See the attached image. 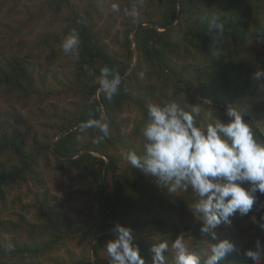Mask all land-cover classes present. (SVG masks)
<instances>
[{"label": "trees", "instance_id": "1", "mask_svg": "<svg viewBox=\"0 0 264 264\" xmlns=\"http://www.w3.org/2000/svg\"><path fill=\"white\" fill-rule=\"evenodd\" d=\"M61 2L70 11L69 30L76 29L81 39L80 56L73 58L70 83L78 96L75 106L73 110L54 106L53 116L57 120L53 131L48 135L33 131L32 141L23 138L10 122L3 120L0 125V205L10 201L15 184H26L31 192L40 195V214L45 216L40 227L51 237L34 240L20 248L0 235V264H32L24 262L22 257L18 261L11 259L17 249L41 256L72 230L82 242L81 255L67 251V257L56 260V264H109L104 247L114 238L116 224L132 229L141 256L151 264L150 247L164 238L169 242L176 238L179 227L170 211L174 207L180 212L191 210L197 198L190 189L178 195L169 193L154 178L131 167L123 154L130 150L142 152L141 130L147 120L149 103L174 101L188 110L182 92L191 99H201L206 110L213 109L224 122L228 120L226 108H237L254 134L264 141V127L259 124L263 119L257 112L264 101V78H253L255 71L264 70V53L260 49L264 48V0H136L145 2L147 7L135 19L126 17L120 53H112L102 40L101 30L96 28L92 17L93 12H98L93 3L82 11L74 0H43L42 3L46 8L55 7L56 12ZM5 4L7 0H0V27L22 30V25L21 28L12 26L17 21H4ZM213 22L223 25L216 44L213 37L217 29H210ZM23 40L21 35L18 41ZM104 66L116 69L122 77L120 90L111 101L99 90L100 69ZM45 78L40 64L19 55L8 57L0 65V87L5 89L37 92V81ZM131 108L137 109L134 118L126 113ZM102 116L110 121V134L100 143H93L102 134L94 128L80 132L78 126L89 118ZM207 122L201 114L198 123L203 126ZM5 155L8 160L1 161ZM52 160L57 162L55 168L68 166L78 170L77 178L85 187L82 192L87 195L88 210L77 226L67 213H58L55 195L44 187L37 167L48 165ZM29 181L38 189L33 190ZM256 196L257 202L248 215L237 214L231 218L230 225L219 226L221 239L234 244L236 238L243 240L236 247L238 251L229 253L219 264H250L244 251L255 250L257 242L264 244V230L258 223L264 222V194ZM191 214L193 225L200 228L202 222L192 210ZM249 218H255L253 225L259 231L249 233L244 229ZM6 223L15 226L7 219L0 220V227ZM207 238L213 244L221 240ZM202 240L194 241V248L203 251L210 246ZM9 245H12L11 251ZM166 255L170 258V251Z\"/></svg>", "mask_w": 264, "mask_h": 264}, {"label": "clouds", "instance_id": "2", "mask_svg": "<svg viewBox=\"0 0 264 264\" xmlns=\"http://www.w3.org/2000/svg\"><path fill=\"white\" fill-rule=\"evenodd\" d=\"M110 11L120 13L119 3L112 2ZM124 15L135 19L138 8L125 9ZM211 28L217 29L213 37L216 44L223 25L213 22ZM80 46L76 29L61 44L63 52L75 59H79ZM253 78H264V70L255 71ZM121 84L122 77L116 69L108 66L100 69L99 90L108 101L118 94ZM188 105L186 110L174 101L149 103L147 120L141 130L143 150L139 154L130 150L123 158L169 193L176 195L191 190L197 198L191 210L202 222L199 229L205 236L202 241L206 240L210 246L201 251L191 246L190 237L177 235L171 242L164 238L150 247L151 264H219L238 249L228 239L213 244L207 237L216 239L214 230L221 223L230 225L231 218L237 214L248 215L257 202L256 194H264V141L254 134L242 113L229 106L225 110L228 120L224 122L210 107L212 110L204 113L209 122L202 126L198 123L201 107ZM92 128L102 134L93 143H100L110 134V121L107 116L89 118L78 126L80 132ZM258 223L264 230V222ZM113 232L114 238L104 247L109 264H147L134 243L131 228L116 224ZM169 249L170 258L166 255ZM8 250H12V245ZM243 254L250 264H264V244L260 242L255 250L246 249Z\"/></svg>", "mask_w": 264, "mask_h": 264}, {"label": "rangeland", "instance_id": "3", "mask_svg": "<svg viewBox=\"0 0 264 264\" xmlns=\"http://www.w3.org/2000/svg\"><path fill=\"white\" fill-rule=\"evenodd\" d=\"M43 0H7L3 9L4 21H17L12 26H18L22 30L16 31V28L7 29L0 27V65L5 62L8 57L19 55L36 61L41 65V73L46 75L43 81L38 80L36 87L37 92H24L5 89L0 87V114L1 121L6 120L16 127L23 138L32 141L31 134L33 131L39 134L47 135L53 131V125L56 118L53 116L54 106L57 108H66L73 110L77 94L70 88L73 79V57L71 54H65L61 48V44L66 35L69 34L70 11L64 2L60 4V10L55 12L54 8H46L43 6ZM75 5L82 11L93 3V7L98 12H93L92 17L97 27L102 33V40L108 44L112 53H120L122 51L123 27L126 20L124 10H132L138 8V12L143 10L147 5L145 2L137 3L136 0H74ZM118 2L121 7L120 13L110 11V4ZM56 5V4H54ZM53 5V6H54ZM51 6V7H53ZM92 7V10H93ZM8 9L9 15H8ZM1 26V25H0ZM38 32L36 35L35 32ZM23 36L24 42L18 41ZM32 48L42 52H36ZM264 53V48L260 47ZM32 53H36L33 56ZM135 63H133L134 65ZM264 95V85H263ZM181 97L190 105L201 107V114L207 112L201 99H191L183 92ZM189 107V105H188ZM54 108V109H53ZM260 118L259 122L264 127V101L260 104L257 111ZM133 118L137 115V109L131 108L129 112ZM217 116L216 114H214ZM205 117V116H204ZM223 121L222 116H217ZM130 127L127 129L129 131ZM1 133V127H0ZM8 156H3L1 161H7ZM57 162L52 160L50 164L38 166L41 177L44 179L45 189L55 195V202L58 203V213L63 215L67 213L72 218L75 226L80 224V219L87 212V195L82 192L85 189L83 182L77 178V171L72 167L55 168ZM29 181L28 184L33 190L38 187ZM86 184V183H85ZM178 192L176 195H178ZM31 192L24 183L15 184L10 194V201L6 205H0V220H12L15 226L6 223L0 227V235L7 241L16 243L18 247L24 248L34 240L50 239L51 235L41 226V221L45 216L41 215L38 193ZM167 210L169 209L166 205ZM172 213L173 220L176 222L178 232L177 235H184L191 238V246L194 247V241L205 239L199 227L192 221L191 210H180L174 207ZM192 223V224H191ZM253 218H249L244 223V229L255 232L259 231L256 225H253ZM35 225V226H32ZM40 224L39 226H37ZM66 226V224H64ZM253 225V227H252ZM250 227L251 230H250ZM67 228V226H66ZM216 237L221 239V229H216ZM181 233V234H179ZM235 233V230L233 234ZM199 234L201 235L199 237ZM200 239H199V238ZM175 238H171L170 242ZM243 240L236 238L234 240L236 247H239ZM199 245V244H197ZM67 251L75 252L81 255L82 242L78 233L70 232V235L61 240L52 248L46 250L41 256H32L28 252H21L17 249V254L11 259L18 261L19 257L24 262L32 264H56L55 261L61 257H67ZM171 254V249H169ZM247 262H250L247 259Z\"/></svg>", "mask_w": 264, "mask_h": 264}, {"label": "water", "instance_id": "4", "mask_svg": "<svg viewBox=\"0 0 264 264\" xmlns=\"http://www.w3.org/2000/svg\"><path fill=\"white\" fill-rule=\"evenodd\" d=\"M134 36V35H133Z\"/></svg>", "mask_w": 264, "mask_h": 264}]
</instances>
